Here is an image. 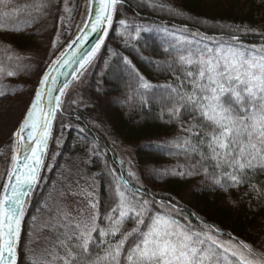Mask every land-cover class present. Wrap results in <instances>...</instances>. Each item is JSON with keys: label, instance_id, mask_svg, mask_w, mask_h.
I'll list each match as a JSON object with an SVG mask.
<instances>
[{"label": "trees", "instance_id": "16d2710c", "mask_svg": "<svg viewBox=\"0 0 264 264\" xmlns=\"http://www.w3.org/2000/svg\"><path fill=\"white\" fill-rule=\"evenodd\" d=\"M86 2L70 1L69 8L81 13ZM65 3V0H0V92L4 93L0 97L21 89L34 93L62 44L72 37L70 34L55 46L54 35L62 20ZM153 3L167 7H152ZM41 4L46 6L41 7ZM121 20L126 24L121 25ZM237 26H241L239 30ZM243 26L264 32V0H122L117 5L109 38L90 66L93 84L90 93L104 97L106 120L112 134L134 148V161L141 179L159 189L142 186L129 175L126 161L113 146L104 123L100 124L103 129L95 126L96 120L98 124L100 122L98 118L74 108L70 97L58 118L50 151V154L59 151L57 163L48 170L47 181L40 185L29 209L19 264H59L52 261L49 250L56 247L63 254L57 240L64 238V230H56V234L48 239L50 247L44 258L39 257L40 253L36 257L30 255L29 231L45 211L47 200L62 181L68 159L74 153L99 181L100 220L97 223L101 227L106 224L104 216L117 204L116 185L120 183L121 190L127 194L138 191L149 201L153 212L164 214L171 207V201L177 209L183 210V214H194L189 219L197 228L202 221L253 248L264 243V171L252 170L244 183L238 188L229 187L227 192L219 188L210 190L214 187L212 178L205 176L199 166V174L184 177L172 174L200 162L199 154L186 152L184 145L185 140H190L193 145L197 143L196 138L184 129L198 121L183 110L179 118L169 113L179 99L177 92L191 91L183 67L176 63L177 49L197 52L200 49L193 46L211 47L205 40L190 42L193 38L185 32H194L203 39L232 42V47L239 48L240 45L249 50L264 44V36L246 33ZM137 29H140L139 39L136 38ZM180 34L184 38L179 40ZM232 35H237L239 40H231ZM125 57L135 71L125 63ZM9 71L14 74L8 76ZM145 83L148 88L143 87ZM96 87H99L98 91ZM59 139H63L61 145ZM203 151L208 154L206 148ZM12 155L13 138L0 161V189ZM202 163L210 174L220 175V170H214V162L205 160ZM125 181L128 182L127 189L123 188ZM224 199L231 201L228 203ZM161 201L167 207H162ZM173 213L181 223L184 222L181 215ZM132 227V223L124 226L126 230ZM92 239L98 240V234L93 233ZM218 239L228 241L229 236L220 235ZM103 251L102 247L98 248L96 254L103 255ZM230 260L236 264L234 258Z\"/></svg>", "mask_w": 264, "mask_h": 264}, {"label": "snow or ice", "instance_id": "6c2138e0", "mask_svg": "<svg viewBox=\"0 0 264 264\" xmlns=\"http://www.w3.org/2000/svg\"><path fill=\"white\" fill-rule=\"evenodd\" d=\"M91 2L96 4V0ZM121 2L99 0L100 7L98 10L93 7L89 13L84 31L90 28L95 32L98 27L111 25L117 5ZM151 6L167 7L158 3ZM120 23L125 25L126 21L121 20ZM240 27L237 26V30ZM243 27L246 33L264 36L259 29ZM85 38L77 37L73 43ZM136 38H140V29L136 30ZM231 40L237 41L239 37L232 35ZM100 43L94 46L90 54L86 53L89 59L99 49ZM177 53L176 63L183 67V75L191 91L183 94L177 92L179 99L169 113L179 118L183 110L198 121L184 129L196 138L197 143L193 145L190 140H185L184 145L187 146L186 152L199 154L200 162L172 174L181 177L199 174V166L205 176L212 178L214 187L210 190L219 188L227 192L229 187L238 188L252 170L264 171V44L259 48L253 46L250 50L231 46L213 50L205 46L197 52L177 49ZM124 61L131 66V61L126 57ZM56 63L59 64L60 60ZM131 67L135 71L134 66ZM13 74L7 72L8 76ZM50 76V72L44 74L40 81L41 89L36 91L23 124L14 133L19 138L21 150L13 156V170L8 175L4 195L0 198V264H17L24 202L38 183L42 156L46 152L51 123L55 118L54 111L60 106L58 99L54 105L50 99L47 113L41 107L44 97L42 89L47 87ZM143 87L148 88L149 85L145 83ZM60 95H63V91ZM29 141L34 142L35 146H30ZM203 148L207 149V155ZM205 160L214 162V170H220V175L210 174L208 167L202 163ZM23 169H27V173ZM112 172L115 176L116 170ZM129 175L135 177L131 171ZM123 188H128L127 181L123 182ZM116 193L117 204L104 216V227L97 223L100 220L99 201L93 192L86 193L92 197L89 200L92 211L86 218L76 219L65 213L58 214L59 218L54 217L55 223L49 222L51 230H64V238L57 240L63 254L53 247L49 250L52 261L59 264H225V260L234 258L236 264H264V253L231 234L221 233L214 225L201 221V226L195 227L189 219L194 214H183V210L177 209L171 201V207L161 214L159 211L153 212L149 208V201L143 199L138 191L127 194L117 183ZM77 194L72 192V195ZM160 204L167 207L163 201ZM173 212L181 215L184 222L181 223ZM126 223H132L134 227L126 230ZM93 233L98 234V240L93 241ZM220 235H228L229 240L222 242L218 239ZM101 247L104 249L103 255L96 254Z\"/></svg>", "mask_w": 264, "mask_h": 264}, {"label": "rangeland", "instance_id": "374dc122", "mask_svg": "<svg viewBox=\"0 0 264 264\" xmlns=\"http://www.w3.org/2000/svg\"><path fill=\"white\" fill-rule=\"evenodd\" d=\"M65 1L66 3L64 4L63 11L61 12L62 20L60 24H58L57 30L54 35L55 46L58 45L63 38L69 36L70 34L73 37L80 28L81 22L86 15V3L84 4V7H82L81 13L77 14V11L73 12L69 8V2H74V0ZM185 33L193 38V40H190V42L199 43L205 40V42L211 43V47H208V49L215 50L218 47H223V45L230 46V44L232 43L231 42L229 44V42H227L220 43L218 45V42H221L219 40L203 39L200 35L194 32ZM182 37L183 34H180L178 35L177 39L180 40ZM68 42L62 44L63 46L60 48L63 49ZM240 47L241 46L239 45V48ZM193 48L199 50L202 48V46L197 45L193 46ZM223 48L227 49L228 47ZM90 69L91 68L89 67L87 70H85L81 74L79 79L74 81L69 86L64 95L62 108L64 106L65 101H67L71 97V101L74 108H78L81 111L83 110L84 113L89 114L91 116H96L100 122L98 124L96 120L93 124L98 128H102V125L100 124L104 123L105 127H103L108 129L107 132L113 143V146L116 148V151L125 159L126 164L128 166V170L132 173H135V177L133 178L142 186L158 190L159 187L157 185L144 182L141 179L134 161V148L130 145L122 143L112 134L106 120V100L104 99V97H99L96 93L94 96L90 93V88L93 85L90 82ZM98 88L99 87H96V91H98ZM14 93L15 94L0 97V161L3 158L6 146L11 143L12 138L14 152L13 155L15 154L17 141L14 133L18 131L20 123L25 117V114L31 104L32 98L34 97L35 91L33 93L28 89H21L20 91ZM63 139H59V145L62 144ZM58 152L54 154H49L41 184L42 182L47 181L48 170L52 168L55 163H57L56 160ZM99 186V181L96 179L95 175L87 170V167L82 163V160L79 158V156L74 153V155H72L68 159L66 170L62 177V181L60 182V184H57L56 187L52 190L51 195L47 200L45 211L38 216L35 224L29 231L30 255L36 257L40 253L41 255L39 254V257L42 256L44 258L46 256V253H48V249L50 247L49 245H47L48 239H51L56 234V230L57 232L61 230H51L48 227L50 221L55 223V220H53L54 217L59 218L58 214L67 213L70 214L71 217H75L76 219L86 218L92 211L89 208V200L92 199V197H89L86 193L93 192L95 198L99 201ZM73 191L78 194L72 195ZM224 200L228 201V203L231 201V199ZM166 212L167 211H165V213ZM172 214L175 215L174 213ZM221 241L224 242L226 240ZM254 249L264 253V243L256 244ZM225 264H234V262L232 263L229 258L225 260Z\"/></svg>", "mask_w": 264, "mask_h": 264}, {"label": "water", "instance_id": "95a60500", "mask_svg": "<svg viewBox=\"0 0 264 264\" xmlns=\"http://www.w3.org/2000/svg\"><path fill=\"white\" fill-rule=\"evenodd\" d=\"M93 7H95L97 10L99 9V7H100L99 0H96L95 5L92 4L91 0H88L87 12H86L85 19H84L82 25L80 26V28L78 29L76 34L72 37V39L58 53V55L54 58V60L50 63V65L48 66V68L44 72V74L50 72L51 76H50V79L48 81L47 87L42 89V91L44 93V97H43V100L41 103V107L43 108L44 113H47V111H48L47 106L49 104L50 99H51L53 105L55 104L56 100L58 99L60 106L58 109H55V111H54L55 118L52 120V123H51L50 136L47 139L46 152L42 156L43 162H42V165L40 166V170L38 172V183L33 187V190L27 195L25 202H24V216L21 220V233H20V239H19L18 246H17V264H19V259H20V247H21V242H22V238H23L24 224L26 221V217H27L31 202L37 193L38 187H39L41 180H42L43 173L45 171V167H46L47 160L49 157V153H50V149H51V145H52V141H53L54 132H55V128L57 125L58 117H59V114H60L61 109H62V103H63L64 95H65L67 89L69 88V86L74 81L78 80L79 77L81 76V74L94 61V59L96 58V56L101 51L104 44L106 43V41L110 35L112 26H113L115 14L113 15L111 25L105 24L101 27H98L95 32H93L89 28L85 32L84 31V25H85V23L88 22V16H89V13L93 10ZM105 32L107 33L106 35H105ZM80 36H84L86 38L82 39V40H80L74 44L73 41H76L77 37H80ZM101 41H102V43H100ZM97 43H100V47L93 55H91V58L89 59V57H88V55H86V53L90 54L91 50L94 48V46ZM57 60H60L59 64L56 63ZM82 64H83V67H81ZM44 74H43V76H44ZM43 76H42V78H43ZM42 78H41V80H42ZM41 87L42 86L39 82L36 91L38 89H41ZM36 91H35V93H36ZM61 91H63V95H60ZM49 93H51V96H49ZM34 99H35V94H34V97L32 98L31 104L33 103ZM31 104H30L27 112L31 108ZM27 112H26L25 117L23 118L22 122L20 123L18 131H19L21 125L23 124V122L27 116ZM29 144H30V146H33V147L35 146L34 142H32V141H29ZM20 150H21V143L19 142V138L17 137L16 152H18ZM21 160H23V157H21ZM14 163H15V161L13 159V161L10 165L6 180L4 182V185L7 183V178H8L9 173L13 170ZM23 171L25 173H27V169H23ZM4 185H3V188H4ZM3 188L1 190L0 198H2L4 195Z\"/></svg>", "mask_w": 264, "mask_h": 264}, {"label": "bare ground", "instance_id": "6f19581e", "mask_svg": "<svg viewBox=\"0 0 264 264\" xmlns=\"http://www.w3.org/2000/svg\"><path fill=\"white\" fill-rule=\"evenodd\" d=\"M84 19H85V17H84ZM84 19L82 20V22H81V25H82V23H83ZM16 138H17V137H16Z\"/></svg>", "mask_w": 264, "mask_h": 264}]
</instances>
